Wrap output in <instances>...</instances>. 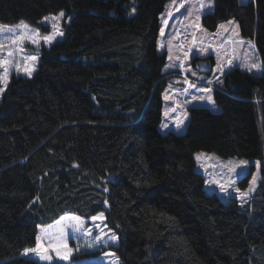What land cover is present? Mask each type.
<instances>
[{"label": "trees", "instance_id": "trees-1", "mask_svg": "<svg viewBox=\"0 0 264 264\" xmlns=\"http://www.w3.org/2000/svg\"><path fill=\"white\" fill-rule=\"evenodd\" d=\"M170 1L0 0L4 25L46 31L66 13L63 39L0 102V264H42L22 256L40 227L102 212L122 264H264V0H215L203 16L211 31L236 20L263 74L227 73L213 92L221 112L190 107L183 135L159 130ZM198 152L260 161L256 193L244 206L208 195Z\"/></svg>", "mask_w": 264, "mask_h": 264}, {"label": "rangeland", "instance_id": "rangeland-1", "mask_svg": "<svg viewBox=\"0 0 264 264\" xmlns=\"http://www.w3.org/2000/svg\"><path fill=\"white\" fill-rule=\"evenodd\" d=\"M182 1L171 0L160 15L163 35H160L159 53L167 55L164 72L175 71L177 64L183 63L184 55H188L185 60L187 67L190 72L195 74L196 72L191 66L195 57L204 58V60L213 58L212 60L215 61L210 75L197 74V77L204 80H199L202 86L218 84L217 79L221 82L227 73L235 69L253 75L263 74L262 63L254 44L252 41L241 39L239 24L236 20L231 19L221 23L215 31L208 30L202 25L203 16L213 13L215 0H211L210 6L209 0ZM239 1L242 4H247L252 0ZM61 13L64 15L61 16L60 13L50 15L41 22L42 27L48 28L46 31L25 22L15 25L0 24V102L9 86L11 77L16 75L17 77L33 78L40 62L41 50L50 48L51 45L63 39L66 13ZM178 26L182 29L181 36L176 34ZM48 36H55V38L49 43L44 39ZM20 37L24 38L20 39ZM32 40H38V43H33ZM182 44L184 50L180 48ZM189 50L192 51L191 54ZM30 57H36V59L32 60ZM253 63H258L261 67L249 70ZM29 72L31 75L28 74ZM209 81L212 82L209 83ZM197 88H200L199 93L195 88L189 90L188 99L195 104H191V107L204 106L214 113H220L221 108L213 101V89L209 87ZM208 96L212 97L213 102L200 105ZM200 97H204V99H200ZM172 107L173 100L169 97V89H166L163 120L159 127L162 134L170 132L168 127L177 115L175 111L173 112ZM188 122V110L181 109L179 124L171 131L177 135L185 134ZM165 124L167 127H162ZM194 159L196 172L205 179L206 193L208 195L217 194L224 203L236 199L241 206H244L256 193L261 182L260 161L238 157L223 158L215 153L207 152L196 153ZM247 176L249 179L244 185L243 181ZM94 217L97 219L78 217L82 223L75 230L74 224L77 222L72 218H77V216L71 214L64 216L52 225L40 227L38 238L41 254L46 255L49 259L42 260L36 252L31 251L27 255L24 252L22 256L42 264H122L115 250L119 246L118 235L107 225L103 212ZM113 235L117 237L115 241L111 239ZM97 237L100 239L98 240ZM67 250H70L69 258L61 259L60 257Z\"/></svg>", "mask_w": 264, "mask_h": 264}, {"label": "crops", "instance_id": "crops-1", "mask_svg": "<svg viewBox=\"0 0 264 264\" xmlns=\"http://www.w3.org/2000/svg\"><path fill=\"white\" fill-rule=\"evenodd\" d=\"M185 0H183L182 2H184ZM182 22H185V21H182ZM176 34L177 35H179V36H181L182 35V29L180 28V26H178L177 27V29H176ZM180 48L181 49H183L184 50V46H183V44L180 46ZM189 53L191 54L192 53V51L191 50H189ZM167 54V53H166ZM167 56V55H166ZM187 56L188 55H184V57H183V59L184 60H182L183 61V63H178L177 64V67H176V69H175V71H172V72H165L166 74H169V75H174V74H178L179 72H184V73H186V74H188V75H190V76H192V77H194V78H197V79H199V80H201V81H204L203 79H201V78H199V77H197V74L199 75V73L195 70V64L193 63V61H192V63H191V66H192V68H193V70L196 72V74L194 73V75H193V72H190V70H189V68L187 67V62L185 61L186 59H187ZM195 58H198L199 60H204V58H200V57H195ZM213 59V58H212ZM194 60V59H193ZM213 62H214V65H215V61L213 60ZM208 81V80H207ZM223 81H224V78L222 79V81L220 82V83H218V84H214V85H216V86H221V84H223ZM183 81L181 80V79H179V78H176V77H171L170 79H169V85H168V88L167 89H169V97H171V99H172V91L173 90H176V89H178V88H180V87H182V85H183ZM213 84V83H212ZM198 86H194V87H192V88H195V90H196V92H200V88H197ZM191 88V89H192ZM207 103L208 104H210V102L206 99L205 101H204V105H207ZM172 109H173V112L175 111V107L173 106L172 107ZM180 109H185L184 107H181ZM174 118V117H173ZM170 128V125H169V127H168V129ZM170 130V129H169Z\"/></svg>", "mask_w": 264, "mask_h": 264}, {"label": "snow or ice", "instance_id": "snow-or-ice-1", "mask_svg": "<svg viewBox=\"0 0 264 264\" xmlns=\"http://www.w3.org/2000/svg\"><path fill=\"white\" fill-rule=\"evenodd\" d=\"M210 4H211V0H209V6H210ZM181 7H183V4H181ZM60 15L61 16H63L64 14L63 13H60ZM60 35H62V33H59ZM161 35H163V30L161 31ZM24 37H20V39H23ZM55 38V36H48V37H44V39L47 41V42H51L53 39ZM31 42H33V43H38V40H32ZM9 55H11V53H9ZM30 59H32V60H35L36 59V57H30ZM170 59H171V57H170ZM261 67V65L260 64H258V63H253L252 65H250V67H249V70H251L252 68H260ZM29 75H31V73L29 72L28 73ZM193 75H194V73H193ZM212 81H209V83H211ZM220 81L217 79V83H219ZM166 99L168 98L167 96L165 97ZM193 99H196V97H193ZM200 99H204V97H200ZM207 100L210 102V103H212L213 101H212V97L211 96H208L207 97ZM162 127H167V125L165 124V125H162ZM199 158V157H198ZM255 179V178H254ZM105 190H107V189H105ZM74 221H76L77 223L76 224H74V230L76 229V228H78L79 226H80V224L82 223V222H80L79 221V218L77 217V218H72ZM92 219L93 220H96L97 219V217H92ZM97 239L99 240L100 239V237H97ZM111 239L113 240V241H115L116 239H117V237L116 236H112L111 237ZM64 247L66 248V245H64ZM29 251H31V252H36L38 255H39V257H40V259H42V260H47V259H49V257H47L46 255H43V254H41V248H40V244H39V238H38V244H37V248H35V249H31V250H25V255H27L28 254V252ZM69 256H70V250H67L66 252H65V254L64 255H62L60 258L61 259H65V260H67L68 258H69Z\"/></svg>", "mask_w": 264, "mask_h": 264}, {"label": "water", "instance_id": "water-1", "mask_svg": "<svg viewBox=\"0 0 264 264\" xmlns=\"http://www.w3.org/2000/svg\"><path fill=\"white\" fill-rule=\"evenodd\" d=\"M195 69L203 75H210L212 73L213 63L211 61L202 60L196 63Z\"/></svg>", "mask_w": 264, "mask_h": 264}, {"label": "built area", "instance_id": "built-area-1", "mask_svg": "<svg viewBox=\"0 0 264 264\" xmlns=\"http://www.w3.org/2000/svg\"><path fill=\"white\" fill-rule=\"evenodd\" d=\"M182 77H184V78H186L185 76H182ZM188 80V82L189 83H197V84H200L199 82H197V81H194V80H192V79H187ZM185 92V91H184Z\"/></svg>", "mask_w": 264, "mask_h": 264}]
</instances>
